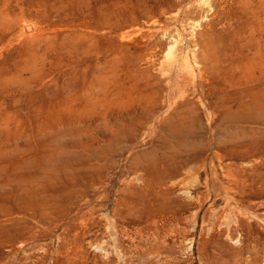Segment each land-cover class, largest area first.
I'll list each match as a JSON object with an SVG mask.
<instances>
[{"label":"rangeland","instance_id":"obj_1","mask_svg":"<svg viewBox=\"0 0 264 264\" xmlns=\"http://www.w3.org/2000/svg\"><path fill=\"white\" fill-rule=\"evenodd\" d=\"M0 264H264V0H0Z\"/></svg>","mask_w":264,"mask_h":264}]
</instances>
